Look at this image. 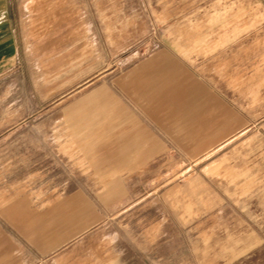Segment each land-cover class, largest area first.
Wrapping results in <instances>:
<instances>
[{
  "label": "rangeland",
  "instance_id": "374dc122",
  "mask_svg": "<svg viewBox=\"0 0 264 264\" xmlns=\"http://www.w3.org/2000/svg\"><path fill=\"white\" fill-rule=\"evenodd\" d=\"M10 2L20 44L0 61V208L56 216L59 231L90 227L75 264H162L226 226L239 235L245 221L264 244V0ZM161 54L168 76L145 70ZM201 72L218 78L241 123L204 120L223 116L195 102ZM153 97L158 113L142 108ZM132 112L170 120L153 129L187 155L170 157L164 173H124L117 155L135 138ZM182 112L197 121L177 122ZM210 200L225 201L223 221L215 203L203 208ZM160 230L167 243L151 245Z\"/></svg>",
  "mask_w": 264,
  "mask_h": 264
},
{
  "label": "crops",
  "instance_id": "0c3cea01",
  "mask_svg": "<svg viewBox=\"0 0 264 264\" xmlns=\"http://www.w3.org/2000/svg\"><path fill=\"white\" fill-rule=\"evenodd\" d=\"M16 12L15 10L12 11L11 15L10 0H0V61L13 59L18 55L20 35L17 33L12 23V19H15L16 15L18 16L19 10ZM163 58L164 54L155 56L153 59L154 62L145 70L152 69L153 72L161 76H168V70H174L169 67L170 65L168 63H163L161 66H164L160 69L157 68L159 64L158 61H162ZM223 59L224 58H222V60ZM215 60L217 61V58ZM162 62H164V60ZM215 65L213 67H215ZM213 74L215 78L218 77L216 72H213ZM197 79L199 80L198 83L201 92L195 93V102L200 105V108L205 107L211 111L218 110L217 112L220 116H223V118L220 117V121L217 120L213 122L211 117H209V119L207 117L204 120H208L210 124L220 123L227 126L233 125L234 123H241L238 119L235 120L234 106L231 103L232 99L228 98L226 92H219L216 86V80L218 78L212 80L206 73L203 74V72H201ZM134 86L136 93L138 92V88H145V85L134 84ZM134 86L131 85L130 87V92L132 94H134ZM162 103L163 100L154 99L153 97L152 102L147 100V103L143 104L142 108L147 110L152 109L153 111L156 110L155 112H157V110L165 107ZM202 104L205 105L202 107ZM180 107L185 108L186 106L184 104L179 106V108ZM181 114L177 122L180 120V122L184 121L185 124L187 123V125H190L193 124L190 123L191 120L197 121L195 120L197 119L196 112L189 114L182 112ZM133 115L136 131L131 137L135 138H131L129 144L121 146L120 152L117 155L119 157L118 164L121 170L124 171V173L137 176L138 174H147L148 176L154 173L166 172V170H168L166 166L168 165L167 162H169V158L175 155V157L182 156V154L180 155V150H182L181 143L173 138L167 139L164 136H159L154 131L153 125H167L171 123L169 122L170 120L167 121L164 117H156L155 120L149 121L143 119L141 115L137 113H133ZM189 137L190 136L186 135L183 138ZM214 138L215 137L212 136L210 140ZM170 140H172L174 145L170 143ZM195 141L197 140L195 139ZM225 141L227 142V138ZM224 145H227V143H224L223 146ZM182 151L184 155H187L185 150ZM123 158L127 159L124 161ZM210 171V168L206 169L207 173H210ZM152 177L150 178L152 179ZM192 186L194 185L192 184ZM178 190L179 189H174L172 192L178 194L181 192ZM193 191L196 192V188H194ZM177 201L178 200L174 202H180ZM218 201L219 200H210L204 202L203 208L215 203L216 207L213 208L211 212L214 214L216 212V217L218 216L216 219L223 221V219L219 217L222 213L221 209L225 201ZM16 205L8 207L7 209L0 208V264H75L74 253L79 251V248L87 241L90 227L84 231L82 230V232L80 230L76 233L68 226L59 231L56 216L54 219L50 218L48 223L47 221L43 222L41 214L27 213L24 205ZM218 209L220 212L217 211ZM178 210L180 211V208H178ZM198 211L200 212L201 209ZM189 212L191 213L192 209L189 210ZM176 217L178 221H181L180 214ZM163 221L164 218H162V222ZM48 224L49 227L47 228ZM179 226L184 227L185 225L182 226L180 224ZM181 227L179 231L182 232ZM215 227L217 229V225ZM224 230L225 235H216L215 237H217V239L215 240L209 235L208 239H206L207 242L201 244L200 240L197 239L195 243L189 246L190 248L186 247L185 244L178 245L177 249L174 251L164 253L160 256L162 264H186V252H191L195 264H237L239 262H242V264H254L256 259L259 261L260 253L264 251V244H260L261 242L255 234L252 235L253 238H251L248 221H245V225L242 224L241 233L239 235L234 234L233 228L229 229L226 226ZM160 231L151 236V245H154L155 241H158L154 239L158 238H161V245L167 243L166 237L169 236L170 233L168 234L164 232V230L160 233ZM74 247H76V249H74Z\"/></svg>",
  "mask_w": 264,
  "mask_h": 264
}]
</instances>
